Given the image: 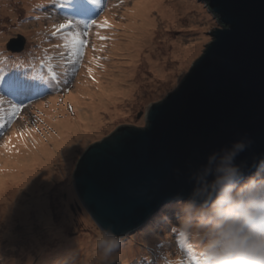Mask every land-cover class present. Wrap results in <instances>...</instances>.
Segmentation results:
<instances>
[{"label":"rangeland","instance_id":"374dc122","mask_svg":"<svg viewBox=\"0 0 264 264\" xmlns=\"http://www.w3.org/2000/svg\"><path fill=\"white\" fill-rule=\"evenodd\" d=\"M69 1L70 3H67ZM187 1H190L192 5L188 11L195 19L193 25L171 28L160 26L159 28L168 31V37L164 35L158 37L159 34L155 40L161 41L159 44L162 47L164 43L170 42L169 39L185 37L186 43H197V51L189 56L186 63L179 66L178 63H172L176 58H172L171 49L167 46V56L161 54L158 58L156 57L159 64L165 68L161 70L162 72H156L155 68L150 67V61L155 59L147 55L142 57L146 53L142 54L141 58L139 55L133 56L129 47L126 46L118 49L119 54L110 52L114 43L124 44L130 39L129 28L125 21L128 13L126 6H131L135 0H40L41 5L38 8H34L37 7L36 0H11L13 15L8 13L3 0L0 1V5L5 7L4 12H0V35H3V38L0 37V52L10 54L17 60H24L27 64H33H28L34 67L33 71L29 70L28 73L31 77L34 74L39 76L40 84L38 85L43 86L48 77H55L59 81L50 91L44 93L43 87V91L34 93L32 92L34 85L31 81H29L31 84H27L28 86L21 83L25 75L23 72L9 67L8 64L4 66L0 63V141L10 133L11 127L20 132H26L17 140L25 135L32 136V133H28L27 130L36 131L37 136V132L42 131L47 125L48 117L44 110L48 106L43 102L50 101L51 93L53 97H57L56 103L65 105L71 118L77 107L73 103L70 104L69 99L67 102L66 96L80 83L81 75H86L84 79L92 83L99 78L102 84L103 71L112 69L121 73L118 80L120 88L116 92L107 94L106 101L100 104L99 109L97 108L98 120L95 125L88 126L77 133L90 136L85 140L80 138L74 141L75 151L67 161L54 162L57 164L56 169H59L61 164H70V167L68 177L67 175L59 176L47 192L50 223L47 226L38 224L39 216L36 215L38 213L24 206L12 210L15 216L11 221L12 224L10 223L11 231L4 235L0 232V264H26L29 258L32 264H40L43 262L41 258L44 253L48 254L45 260L48 264L50 262L58 264V261L64 260L65 256L67 259L61 264H123L124 258L121 252L128 240H130L129 243L137 242L140 248L143 247L142 251L145 255H151V252L164 246L166 234L168 247L164 254L175 257L176 249L181 248L180 239H184L181 237L182 234L192 232L191 223L193 226L197 225L195 228L197 231H194L196 233L192 234L202 239L201 251L197 248L193 249V245H196L194 242L189 246L192 248L194 261L201 259L204 263L210 264L214 260L222 261L214 257V249L223 250V257L228 259L229 251L235 245L231 242V227L247 240L248 245H245L247 249L239 250L241 256L248 258L252 252L264 250V245L257 243V237L253 235L254 233H250L246 222L241 219L242 215L239 217L233 212L237 205L236 201L231 199L240 194L249 193L253 194L249 197L251 202L264 207V163L261 168L259 167L260 170L247 175L240 183L224 185L218 198H215L213 203L206 204V212H203L202 205L193 206L188 200H172L160 206L142 227L139 226L116 237L101 233L80 203L76 201L74 190L70 189V186L72 187L70 175L82 151L92 143L100 141L119 124L141 127L144 124V113L148 105L176 85L202 49L204 40L212 38L209 28H215L213 24L219 25V20L210 6L204 0ZM197 3L199 7L196 9ZM38 11L41 13L38 14ZM202 15L208 16L209 22L204 23L202 19L198 20ZM40 17L41 21H39ZM106 55L112 59L106 60ZM112 62L116 64L110 66ZM130 68L132 69L129 77L124 70ZM18 86L27 87V90H30L28 95L22 96L21 93L26 91L20 90L18 93ZM14 91L17 95L13 93ZM27 96L30 101L23 104L19 99L27 98ZM79 97L82 98V96ZM82 107L85 109V105ZM250 179L254 183L248 182ZM242 183H246L247 187H241ZM63 187L66 188L63 190ZM20 189L21 186L17 187L16 191ZM68 190H71L74 195L70 196ZM28 197L25 193L21 194L16 205ZM181 206L186 207V210H181ZM197 206L200 209L192 221L190 216L198 210ZM216 210L218 213L211 216L210 213ZM178 214L182 215L177 217ZM231 216L235 219H231ZM57 222L59 226H56ZM2 223L5 222L0 220V225ZM37 233L38 238L35 236ZM149 235L152 236L150 239H148ZM83 238H86V241ZM176 240L177 243H175ZM253 241L256 242L254 245ZM196 249L202 252V257L196 253ZM203 255L208 258H204ZM189 257L191 255L183 250L178 264H182L183 258L188 262ZM11 259L17 261L11 263ZM148 260L152 261L151 257Z\"/></svg>","mask_w":264,"mask_h":264},{"label":"water","instance_id":"95a60500","mask_svg":"<svg viewBox=\"0 0 264 264\" xmlns=\"http://www.w3.org/2000/svg\"><path fill=\"white\" fill-rule=\"evenodd\" d=\"M204 1L219 25L176 85L148 105L141 127L119 124L71 172L76 198L107 236L172 200L212 202L261 168L264 0Z\"/></svg>","mask_w":264,"mask_h":264},{"label":"bare ground","instance_id":"6f19581e","mask_svg":"<svg viewBox=\"0 0 264 264\" xmlns=\"http://www.w3.org/2000/svg\"><path fill=\"white\" fill-rule=\"evenodd\" d=\"M3 3L7 8L8 13L13 15L11 0H3ZM67 3H70V1ZM3 5H0V12H4L5 7ZM24 5L27 6L25 2ZM36 5L37 7L34 8H38V6L41 5L40 0H36ZM191 6V2L187 0H135L131 6H126L128 13L125 21H127L126 26L129 28L128 36L130 35V39L125 41L124 44L117 42L116 45V43H114L110 52L113 54H119L118 49L122 46H126L129 47L131 55L133 56L139 55L141 58L142 54L146 53L142 57L147 55L150 58L153 57L155 59L154 61H150V67L155 68L156 72H162L161 70H164L165 68L159 64L156 57L158 58L161 54L167 56V46H169L171 49L170 55L173 56L172 58H176L172 63H178L179 66L186 63L189 56L197 51V43H186V38L181 37L169 39L170 42L168 44L164 43L161 47L159 44L161 41H157L155 38L159 34L160 36L158 37H162L163 35L168 37V31L159 28L160 26L168 28L178 27L180 25L192 26L195 19L192 18L191 13L188 11ZM198 7L199 3L196 4L195 8L197 9ZM40 13L41 12L38 14ZM35 17H37V15ZM40 19L41 17L39 18V21H41ZM199 19H202V22L204 23L209 22V18L206 15H202L198 20ZM156 20L157 22H155ZM23 26L24 25H22V27ZM157 28L158 30H156ZM0 37L3 38V35H0ZM105 59H112V57L106 55ZM0 63L4 66L8 64L9 67L11 66V68L20 70L25 74L24 76L28 81L36 79V77L39 78L37 74H34L31 77L28 73L29 70L33 71L34 67L32 68V66H29L33 64L28 63V65L24 60H17V58L10 54L0 52ZM114 64L116 63L112 62L110 66H114ZM9 69L8 73H10ZM131 69L132 68L124 70L129 77ZM126 73H124L125 76ZM101 75L102 78H104L102 84H100L101 80L99 78H97L95 83H92L87 79H84L86 75H81L79 78V80H81L80 83L77 84L75 89L67 94V102L69 99V103H73L74 106L77 107L75 114H73L71 118V115L64 107L65 105L63 103H56L57 97L52 96L49 98V102H43L44 105L48 106V108L44 110L48 117L46 122L47 125L44 126L42 131L37 132V136L36 131L27 130L28 133H32V136L25 135L17 140V138L26 132H20L16 128L11 127L10 133L0 141V220L5 222L0 225V232L3 235L8 234L11 231V221L15 216L12 210L20 209V206H24L26 209H31L32 212H37L38 214L36 215L39 216L38 224L47 226L50 223L49 216L51 215L47 209V192L52 183L58 179L59 176L62 175L65 177L68 174L70 167V164H61L59 169H56L57 164L54 162L56 160L67 161L69 156L75 151L76 144L74 141L80 138L85 140L90 136L77 133L81 132L88 126L95 125L98 120V109L101 106L100 104L106 101L107 94L116 92L120 88L118 80L121 73L119 71H113L111 69L109 71H103ZM79 96H82V98ZM82 105H85V109ZM263 163L264 161L262 162V165ZM244 185H246V183H242L241 187ZM20 186L21 189L16 191L17 187ZM56 186H58V184ZM64 188L66 187H63L62 189L64 190ZM70 189H72L71 186ZM24 193L29 197L23 200L19 205H16L19 196ZM68 194L70 196L74 195L71 190H68ZM251 196H253V194L250 195L249 193H246L231 198L233 201H236V205H238V203L243 204V208H240V214H243V209L249 207V197ZM206 206V204L203 205V212H206ZM180 208L181 210H186V207L181 206ZM215 213H218V210L211 212L210 215L213 216ZM220 213L221 211L219 214ZM23 214L25 216V212ZM181 215L182 214H178L177 217ZM196 215L197 213L194 212L192 216H190V219H194ZM56 226H59L58 222L56 223ZM191 226H193L192 223ZM196 226L197 225H194L192 227L194 231H197L195 230ZM192 233L196 232L184 233L183 237H186L190 244L192 242L196 244L195 246L193 245V249L197 247L201 251L202 239L196 237ZM230 235L231 242L235 243V245L231 247V254L228 259L234 258L236 259L235 261H237L241 256L239 250L244 251L247 248L245 247L247 240L239 235L233 227H231ZM35 236L38 238V233ZM151 237L152 236L149 235L148 239ZM167 238L168 235L166 234L164 239L167 240ZM212 239H215V237H212ZM83 240L86 241V238H83ZM129 241L130 240H128L122 248L121 253L124 258L122 259V262L123 264H139V261L145 256V252L142 251L143 247H141V249L137 242L129 243ZM237 244L240 245L238 246ZM183 246L187 247V244L184 243ZM185 251L189 253L191 257H194L191 250ZM214 252L215 258L221 259L222 261L227 260V257H223V250L214 249ZM42 255L43 258H41V261L43 262L40 264H48L45 261L48 254L44 253ZM206 257L207 256H204V258ZM66 259V256L64 260L60 259L58 264L66 261ZM16 261L17 260L13 259L10 260L11 263ZM192 262L195 264L194 261ZM212 263H214V261H212ZM26 264H32L30 258L27 260ZM49 264H53V262H50Z\"/></svg>","mask_w":264,"mask_h":264},{"label":"clouds","instance_id":"9594fccd","mask_svg":"<svg viewBox=\"0 0 264 264\" xmlns=\"http://www.w3.org/2000/svg\"><path fill=\"white\" fill-rule=\"evenodd\" d=\"M72 188H73V187H72ZM216 198H218V196H217ZM214 200H215V199H214ZM214 200H213V201H214ZM209 203L211 204V203H213V202H209ZM209 203H208V204H209Z\"/></svg>","mask_w":264,"mask_h":264},{"label":"trees","instance_id":"16d2710c","mask_svg":"<svg viewBox=\"0 0 264 264\" xmlns=\"http://www.w3.org/2000/svg\"><path fill=\"white\" fill-rule=\"evenodd\" d=\"M245 244V243H244ZM246 245H248V244H246Z\"/></svg>","mask_w":264,"mask_h":264}]
</instances>
